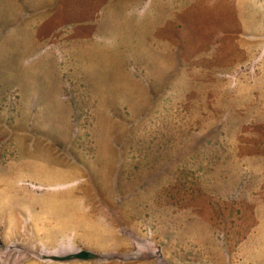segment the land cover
<instances>
[{
	"label": "rangeland",
	"instance_id": "obj_1",
	"mask_svg": "<svg viewBox=\"0 0 264 264\" xmlns=\"http://www.w3.org/2000/svg\"><path fill=\"white\" fill-rule=\"evenodd\" d=\"M21 1L0 0V264H264V0H123L99 32V8Z\"/></svg>",
	"mask_w": 264,
	"mask_h": 264
},
{
	"label": "crops",
	"instance_id": "obj_2",
	"mask_svg": "<svg viewBox=\"0 0 264 264\" xmlns=\"http://www.w3.org/2000/svg\"><path fill=\"white\" fill-rule=\"evenodd\" d=\"M63 0H22L23 5L25 3L29 4L32 3L31 7L36 8L38 5L44 4V5H49V6H55L59 8H63L66 11V14L69 13L71 9H74L76 7H89V8H99V13L92 16L91 13L87 14L88 17L83 21L85 25L92 26L94 25L97 27V30H101V26H106V25H118L123 23V20L127 18V13L126 15L123 14V9H128L130 8L129 5H123V0H66V4H63ZM134 1V0H133ZM137 1H134L133 3H136ZM132 3V4H133ZM146 7H149L146 5ZM30 24L33 26H39L41 23L39 20L33 19ZM37 27L33 32V35L36 36L37 34ZM156 233L153 228H151L150 236L153 237V234ZM166 230L164 227H162V231L160 234L163 235L165 241H167L168 245L170 246V241L168 237L166 236ZM158 234V233H156ZM67 247V246H66ZM68 248V247H67ZM174 248L176 249H182L183 245L181 246L180 244H174ZM180 253V251H178ZM74 254L71 252L69 255ZM79 259L74 258L73 256H68L65 258L64 264H79L77 261Z\"/></svg>",
	"mask_w": 264,
	"mask_h": 264
},
{
	"label": "trees",
	"instance_id": "obj_3",
	"mask_svg": "<svg viewBox=\"0 0 264 264\" xmlns=\"http://www.w3.org/2000/svg\"><path fill=\"white\" fill-rule=\"evenodd\" d=\"M84 254L80 253V254H77V256H73L74 258H77V257H82Z\"/></svg>",
	"mask_w": 264,
	"mask_h": 264
}]
</instances>
